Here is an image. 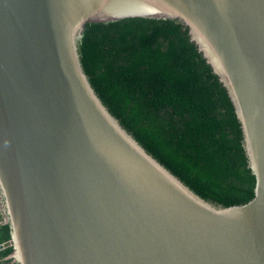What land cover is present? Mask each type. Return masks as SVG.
I'll list each match as a JSON object with an SVG mask.
<instances>
[{"label": "water", "instance_id": "1", "mask_svg": "<svg viewBox=\"0 0 264 264\" xmlns=\"http://www.w3.org/2000/svg\"><path fill=\"white\" fill-rule=\"evenodd\" d=\"M177 19L227 88L256 178L217 205L116 120L88 22ZM0 196L19 264H264V0H0Z\"/></svg>", "mask_w": 264, "mask_h": 264}, {"label": "trees", "instance_id": "2", "mask_svg": "<svg viewBox=\"0 0 264 264\" xmlns=\"http://www.w3.org/2000/svg\"><path fill=\"white\" fill-rule=\"evenodd\" d=\"M79 53L116 120L194 192L217 205L254 197L255 175L227 88L177 19L88 22ZM0 213V245L11 240ZM13 248L0 264H19Z\"/></svg>", "mask_w": 264, "mask_h": 264}, {"label": "rangeland", "instance_id": "3", "mask_svg": "<svg viewBox=\"0 0 264 264\" xmlns=\"http://www.w3.org/2000/svg\"><path fill=\"white\" fill-rule=\"evenodd\" d=\"M0 209L5 214L4 204H3V200L1 198V196H0ZM5 220H7L6 214H5Z\"/></svg>", "mask_w": 264, "mask_h": 264}, {"label": "crops", "instance_id": "4", "mask_svg": "<svg viewBox=\"0 0 264 264\" xmlns=\"http://www.w3.org/2000/svg\"><path fill=\"white\" fill-rule=\"evenodd\" d=\"M1 212H3V211H1V209H0V213H1ZM4 223H7V220L4 219Z\"/></svg>", "mask_w": 264, "mask_h": 264}]
</instances>
